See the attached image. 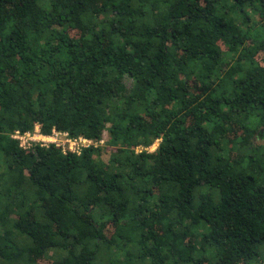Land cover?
Returning <instances> with one entry per match:
<instances>
[{
	"label": "trees",
	"instance_id": "obj_1",
	"mask_svg": "<svg viewBox=\"0 0 264 264\" xmlns=\"http://www.w3.org/2000/svg\"><path fill=\"white\" fill-rule=\"evenodd\" d=\"M263 260L264 0H0V264Z\"/></svg>",
	"mask_w": 264,
	"mask_h": 264
},
{
	"label": "built area",
	"instance_id": "obj_2",
	"mask_svg": "<svg viewBox=\"0 0 264 264\" xmlns=\"http://www.w3.org/2000/svg\"><path fill=\"white\" fill-rule=\"evenodd\" d=\"M103 132L98 140L84 137L83 135L72 136L67 131L52 128L49 133L42 132L39 124L35 123L31 130L20 131L15 130L11 137L18 140L20 147L31 149L33 145L41 147H49L54 145L60 148L62 153L80 154L81 151L90 146L99 147L105 145L107 136ZM150 148V147H149Z\"/></svg>",
	"mask_w": 264,
	"mask_h": 264
},
{
	"label": "rangeland",
	"instance_id": "obj_3",
	"mask_svg": "<svg viewBox=\"0 0 264 264\" xmlns=\"http://www.w3.org/2000/svg\"><path fill=\"white\" fill-rule=\"evenodd\" d=\"M104 133L106 134L105 136L108 137L107 133L106 132H104ZM157 143H158V140L153 145L150 146L149 150H154L156 148V146H157ZM102 157L104 159H107L108 158V153H103Z\"/></svg>",
	"mask_w": 264,
	"mask_h": 264
},
{
	"label": "water",
	"instance_id": "obj_4",
	"mask_svg": "<svg viewBox=\"0 0 264 264\" xmlns=\"http://www.w3.org/2000/svg\"><path fill=\"white\" fill-rule=\"evenodd\" d=\"M259 264H264V260H263V261H261Z\"/></svg>",
	"mask_w": 264,
	"mask_h": 264
}]
</instances>
